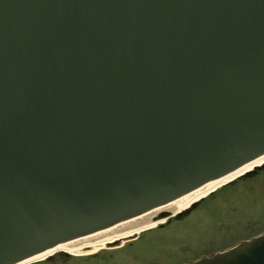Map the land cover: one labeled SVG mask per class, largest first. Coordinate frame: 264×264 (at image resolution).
Wrapping results in <instances>:
<instances>
[{"label":"water","instance_id":"obj_1","mask_svg":"<svg viewBox=\"0 0 264 264\" xmlns=\"http://www.w3.org/2000/svg\"><path fill=\"white\" fill-rule=\"evenodd\" d=\"M262 155L264 0H0V264ZM192 264H264V234Z\"/></svg>","mask_w":264,"mask_h":264},{"label":"rangeland","instance_id":"obj_2","mask_svg":"<svg viewBox=\"0 0 264 264\" xmlns=\"http://www.w3.org/2000/svg\"><path fill=\"white\" fill-rule=\"evenodd\" d=\"M262 233L264 168L224 186L195 208L120 249L103 250L88 260L57 254L52 261L40 264H181Z\"/></svg>","mask_w":264,"mask_h":264},{"label":"bare ground","instance_id":"obj_3","mask_svg":"<svg viewBox=\"0 0 264 264\" xmlns=\"http://www.w3.org/2000/svg\"><path fill=\"white\" fill-rule=\"evenodd\" d=\"M263 164L264 155L222 178L207 182L200 188L184 194L170 202L150 209L143 214L119 222L107 229L61 242L59 245L49 248L45 252L18 264L46 262L57 254L71 257L73 260H76V258L84 259L86 256L96 255L103 250L120 249V246L131 240H136L145 232L155 230L161 225L167 224L169 218L175 217L177 214L179 215V213L181 214L184 211L189 210L194 204L209 197L211 194L217 192L229 183L234 182L236 179L256 170ZM161 213H167L168 217L153 220L154 217Z\"/></svg>","mask_w":264,"mask_h":264},{"label":"flooded vegetation","instance_id":"obj_4","mask_svg":"<svg viewBox=\"0 0 264 264\" xmlns=\"http://www.w3.org/2000/svg\"><path fill=\"white\" fill-rule=\"evenodd\" d=\"M97 255V254H96ZM96 255H93V256H96ZM208 255H210V254H208ZM208 255H201V256H199L198 258H196V259H194V260H197V259H199V258H202V257H206V256H208ZM92 256H86V257H84V260H88V259H90ZM53 258V257H52ZM51 258V259H52ZM50 260V259H49ZM53 260V259H52ZM52 260H50V261H52ZM81 260V259H80ZM84 260H82V261H84ZM194 260H189L188 262H182L181 264H187V263H189V262H191V261H194ZM46 262H48V261H46ZM40 263H42V262H39V264ZM37 264V263H36Z\"/></svg>","mask_w":264,"mask_h":264}]
</instances>
